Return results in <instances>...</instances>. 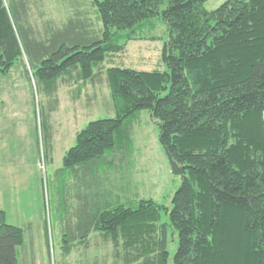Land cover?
Wrapping results in <instances>:
<instances>
[{
	"label": "trees",
	"instance_id": "trees-1",
	"mask_svg": "<svg viewBox=\"0 0 264 264\" xmlns=\"http://www.w3.org/2000/svg\"><path fill=\"white\" fill-rule=\"evenodd\" d=\"M206 1L93 0L95 20L77 13L42 33L31 0H0V72L23 65L50 98L64 77L94 81L107 55L141 38L151 19L167 26L168 70L108 68L117 115L79 131L58 171L76 177L63 181L68 214H60L73 243L100 235L115 248L112 264H264V0L214 10ZM51 105L40 109L49 132ZM143 110L185 167L170 207L151 198L113 205L103 189L104 156L129 144ZM168 227L179 237L172 262ZM25 232L0 209V264H20Z\"/></svg>",
	"mask_w": 264,
	"mask_h": 264
},
{
	"label": "rangeland",
	"instance_id": "rangeland-1",
	"mask_svg": "<svg viewBox=\"0 0 264 264\" xmlns=\"http://www.w3.org/2000/svg\"><path fill=\"white\" fill-rule=\"evenodd\" d=\"M226 1L207 0L204 6L214 10ZM92 3L93 0H31L30 20L42 33L47 26L62 27L77 13H87L95 20ZM139 36L130 40L123 51L108 54L94 81L60 79L58 92L52 98L36 89L35 80L28 78L21 64L8 73L0 72V209L5 211L7 223L26 229V243L17 250L20 264H112L115 260L114 246L96 233L81 243H73L60 214H68L63 181L71 185L76 177L56 171L76 144L79 131L90 121L117 115L108 68L168 70L163 59L170 38L166 24L153 18ZM50 104L55 109L50 114L49 132V126L41 125L40 109ZM130 137L126 147L104 156L105 170L100 174L104 191L113 198V205L151 198L170 207L182 178L171 170L158 121L143 110L131 124ZM168 220L164 211L162 222ZM29 232L35 238L34 246L29 244ZM168 237L172 262L179 237L171 227ZM66 247L71 249L68 254Z\"/></svg>",
	"mask_w": 264,
	"mask_h": 264
},
{
	"label": "water",
	"instance_id": "water-1",
	"mask_svg": "<svg viewBox=\"0 0 264 264\" xmlns=\"http://www.w3.org/2000/svg\"><path fill=\"white\" fill-rule=\"evenodd\" d=\"M165 153L167 155V158L169 160L171 170L175 175H183L185 171V167L181 166L172 156L169 149L167 147H164Z\"/></svg>",
	"mask_w": 264,
	"mask_h": 264
},
{
	"label": "crops",
	"instance_id": "crops-1",
	"mask_svg": "<svg viewBox=\"0 0 264 264\" xmlns=\"http://www.w3.org/2000/svg\"><path fill=\"white\" fill-rule=\"evenodd\" d=\"M58 169H60V168H58ZM57 169V171L56 172H58L59 170ZM74 182V181H73ZM76 196H78L77 195V192H76V194H75ZM92 234V233H91ZM29 244L31 245V246H34L35 245V238H34V236L32 235V233L31 232H29ZM26 243V240L24 241V244ZM33 248V247H32ZM31 248V249H32ZM33 250V249H32Z\"/></svg>",
	"mask_w": 264,
	"mask_h": 264
},
{
	"label": "bare ground",
	"instance_id": "bare-ground-1",
	"mask_svg": "<svg viewBox=\"0 0 264 264\" xmlns=\"http://www.w3.org/2000/svg\"><path fill=\"white\" fill-rule=\"evenodd\" d=\"M93 122V121H92Z\"/></svg>",
	"mask_w": 264,
	"mask_h": 264
}]
</instances>
